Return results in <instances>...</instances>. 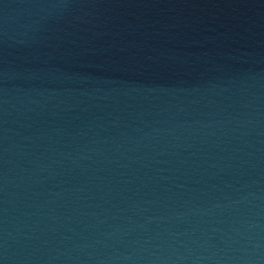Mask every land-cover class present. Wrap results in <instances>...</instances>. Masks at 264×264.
Listing matches in <instances>:
<instances>
[{
	"label": "water",
	"instance_id": "1",
	"mask_svg": "<svg viewBox=\"0 0 264 264\" xmlns=\"http://www.w3.org/2000/svg\"><path fill=\"white\" fill-rule=\"evenodd\" d=\"M0 264H264V0H0Z\"/></svg>",
	"mask_w": 264,
	"mask_h": 264
}]
</instances>
